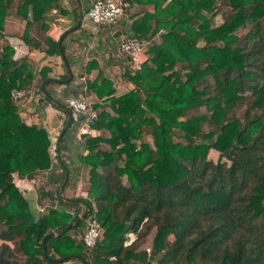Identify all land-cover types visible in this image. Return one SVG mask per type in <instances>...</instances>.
<instances>
[{"label":"trees","instance_id":"16d2710c","mask_svg":"<svg viewBox=\"0 0 264 264\" xmlns=\"http://www.w3.org/2000/svg\"><path fill=\"white\" fill-rule=\"evenodd\" d=\"M126 1L152 6L132 21L129 38L166 32L145 49L138 71H125L131 90L113 96L102 75L88 83L84 94L106 96L93 106L101 134L81 136L71 150L64 142L74 118L45 89L61 80H46L47 70L35 72L26 58L12 60L1 37L12 15L28 49L58 55L59 39L36 35L51 27L52 8L68 12L59 0H0V264H64L42 254L49 231L50 257L79 254L86 264H264V0ZM37 73L39 100L66 116L52 142L23 122L24 101L10 97ZM80 169L88 186L74 196ZM22 177L45 209L37 217L14 184ZM93 214L100 233L85 254Z\"/></svg>","mask_w":264,"mask_h":264},{"label":"crops","instance_id":"0c3cea01","mask_svg":"<svg viewBox=\"0 0 264 264\" xmlns=\"http://www.w3.org/2000/svg\"><path fill=\"white\" fill-rule=\"evenodd\" d=\"M92 1L93 0H59V5L68 12V15H60L55 7L52 8L50 13L56 16L51 23V27L46 32L39 31L36 35L39 41L43 43L53 25H56L61 30L62 35L71 24L73 27L78 21L80 22L79 26L64 35L60 42V44L63 45V53L65 58H67L69 70L65 67L59 54L47 56L43 48H26L29 55L28 60L32 64L33 69L35 67H38L39 70L41 68L46 69L47 71L44 75L46 80L50 78L61 80L59 83H51L45 86L50 96L61 104H64L63 100L65 97L76 96L80 92L81 84L78 81L80 76L86 78L87 87L88 83L98 78L99 75H102L111 82L112 88L114 89L113 96L121 95L133 88L130 80L123 77L125 71L128 70V61L119 53L118 45L122 39L129 38L132 21L144 12H151L152 6L130 4L129 9L126 10L123 17L118 19L117 22L92 25L87 22L88 20L85 15ZM82 24L86 25H84L85 28L81 27ZM22 29V21L9 15L5 18L2 34H4L3 36L18 37ZM161 32L162 31H159L151 37L153 43L160 42L159 35L162 34ZM67 55L71 58L70 64ZM90 65L93 66L89 70H86V67ZM66 73H68V79L64 78ZM39 80L40 76L37 73L33 81L34 86H38ZM90 96L94 100V105L104 104L105 102L106 96L101 98H97L94 94ZM39 98L40 95L33 97L29 94L28 98L20 105L18 114L25 124L43 128L50 141L52 136H54L56 140L61 130H63L66 116L61 110L52 106L47 101L39 100ZM71 116L74 118V121L71 123L70 127L66 129L64 145L72 150V148H79L81 137H79L76 132L80 117H75L72 114ZM100 134L99 131L97 136ZM14 184L23 197L27 195L35 204L37 213L45 211L43 207H40L36 203L35 187L29 179L24 177L16 178ZM78 186V182H76L72 190L74 191V196H76ZM47 187L53 189V186L50 184H48ZM69 192L70 190L68 189L67 194ZM26 199L28 200V198ZM262 204L264 206V200ZM67 262H64V264ZM136 264H144V262L141 261Z\"/></svg>","mask_w":264,"mask_h":264},{"label":"built area","instance_id":"2783aa9c","mask_svg":"<svg viewBox=\"0 0 264 264\" xmlns=\"http://www.w3.org/2000/svg\"><path fill=\"white\" fill-rule=\"evenodd\" d=\"M130 4L126 0H93L90 6L87 8L85 15L87 20L92 25H98L100 23H112L114 20L129 9ZM61 30L53 25L51 31L48 33V37L53 41H57L60 38ZM7 44L12 48V60H21L28 58V50L25 43L19 36H4ZM153 44L152 38H124L118 45L119 53L124 56L128 61V71L130 75H133L141 68V65L146 60L145 49ZM35 71L39 68L35 67ZM78 81L81 84L80 92L76 96L65 97L63 103L65 107L75 117H80L77 124V135L95 137L99 134V131L93 128L94 120L96 119L97 111L93 107L94 100L91 96L84 94L86 91V78L80 76ZM32 95L37 97L40 95L38 86L32 84L28 90L24 88H12L10 90V97L12 101L20 104L25 101L28 96ZM55 140L54 136L51 138V142ZM87 184L79 185L76 191V196H84L87 189ZM95 211V209H93ZM100 233V226L94 214L85 220L84 231L82 234L83 252L88 253L94 246L96 239ZM148 252L149 248H145Z\"/></svg>","mask_w":264,"mask_h":264},{"label":"water","instance_id":"95a60500","mask_svg":"<svg viewBox=\"0 0 264 264\" xmlns=\"http://www.w3.org/2000/svg\"><path fill=\"white\" fill-rule=\"evenodd\" d=\"M79 23H80V22L78 21L73 27H70V28L66 29V30L62 33V35L60 36L59 41H58V53H59V55H60V57H61V59H62L64 65H65V67L67 68V70H69V69H68V64H67V60H66V58H65V56H64V53H63L62 49L60 48V42H61V39L63 38V36L66 35V34H68V33L71 32V31H73L75 28H77V27L79 26ZM165 32H166V31L163 30L161 33L163 34V33H165ZM196 143H197V144H204V143H205V144L208 145L209 147L211 146V143H210V142L197 141ZM54 235H55V234H54L53 231H49V232H47L46 234H44V235L42 236V238H41V251H42V254H43L44 258H45L47 261H50V262H52V263H63V262H65V261L68 260V259L76 258V259H79L83 264H86L85 259L83 258V256H82V255H79V254H69V255H66V256H63V257H56V258H52V257H50V256L47 254V252H46V241H47L48 238H50V237H52V236H54Z\"/></svg>","mask_w":264,"mask_h":264},{"label":"rangeland","instance_id":"374dc122","mask_svg":"<svg viewBox=\"0 0 264 264\" xmlns=\"http://www.w3.org/2000/svg\"><path fill=\"white\" fill-rule=\"evenodd\" d=\"M126 12V11H125ZM125 12L124 13H122L121 15H119L115 20H114V22H117V20L118 19H120V18H122L123 17V15L125 14ZM87 21V20H86ZM213 21H214V23L215 24H218L219 22H220V19L218 18V17H216V18H214L213 19ZM88 23H90L89 21H87ZM114 22H112V23H114ZM85 24H82L81 25V27L82 28H85V26H84ZM4 34H2V32H1V37H2V39H4L3 36ZM67 57H68V62H69V64L71 63V58H70V56L69 55H67ZM133 85V84H132ZM134 87V86H133ZM144 138L146 139V140H148V141H150V137L147 135V134H145L144 135ZM51 142V141H50ZM75 150H78V149H75ZM209 158H211V159H215V153L214 152H210L209 153ZM77 182H78V185H83V184H87L88 185V180H87V178H86V176H85V174H84V171L82 170V169H80L79 171H78V179H77ZM25 197L26 198H28V200L30 201V208H31V210H32V212H33V215L35 216V217H37L38 216V214H41V212H38L37 213V211L35 210V204L31 201V199L27 196V195H25ZM151 239V238H150ZM146 258H151V256H150V254L148 255V254H146L145 255V259ZM152 262H154V260H152ZM65 264H73V261L71 262L70 260H69V262H67V263H65Z\"/></svg>","mask_w":264,"mask_h":264}]
</instances>
